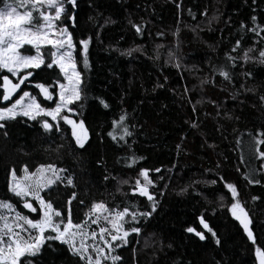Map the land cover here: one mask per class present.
Segmentation results:
<instances>
[{
	"label": "trees",
	"instance_id": "trees-1",
	"mask_svg": "<svg viewBox=\"0 0 264 264\" xmlns=\"http://www.w3.org/2000/svg\"><path fill=\"white\" fill-rule=\"evenodd\" d=\"M58 3L82 77L81 97L71 106L87 139L81 144L66 124L47 129L22 115L0 121V201L39 219V206L28 210L11 190L12 172L55 165L70 178L42 193L57 223L81 224L97 203L126 212L122 223L131 232L116 264H258L264 0ZM42 54L43 66L28 70L13 95L4 79L12 74L0 65V109L25 90L46 108L54 104L37 86L55 94L64 76L52 48ZM228 185L249 228L231 212ZM46 236L39 252L19 264H86L69 244L50 238L53 232Z\"/></svg>",
	"mask_w": 264,
	"mask_h": 264
},
{
	"label": "rangeland",
	"instance_id": "rangeland-1",
	"mask_svg": "<svg viewBox=\"0 0 264 264\" xmlns=\"http://www.w3.org/2000/svg\"><path fill=\"white\" fill-rule=\"evenodd\" d=\"M62 10L58 0H0V65L12 74L13 79H10L15 84V88L12 84L8 87L10 81H6L9 94L13 95L19 89L16 83L26 81L28 70L43 66L42 52L47 46L53 50V64L64 76L63 82H57L52 97L55 101L50 108L44 107L32 90H25L12 105L0 109V121L22 115L34 121L41 119L43 125L48 121L51 128L66 124L82 144L87 135L71 106L81 97L82 77L72 36L59 20ZM35 11L41 19L38 23L34 22ZM26 46L31 52L24 50ZM60 179L70 180L65 170L55 165H43L33 172L25 170L21 175L12 172L11 190L24 199L28 210L34 211L36 203L41 216L33 219L20 213L12 203L0 201V264H19L23 256L37 254L47 239V231L53 232L54 236L50 238L69 244L86 264H116L119 261L118 246L126 242L131 232L126 231L122 223L126 212L110 210L97 203L85 222H68L62 226L55 221L58 212L42 195ZM228 188L234 196L233 216L249 228L250 218L235 187L228 185ZM257 259L258 264H264V253L260 249Z\"/></svg>",
	"mask_w": 264,
	"mask_h": 264
},
{
	"label": "water",
	"instance_id": "water-1",
	"mask_svg": "<svg viewBox=\"0 0 264 264\" xmlns=\"http://www.w3.org/2000/svg\"><path fill=\"white\" fill-rule=\"evenodd\" d=\"M4 79H8L10 81V84L15 85L14 83H12L11 79L8 76H5ZM21 83H22V81L19 82V83H17L16 86H18ZM5 86H6V84H5ZM37 90H38V93H39V95L41 96V98L43 100H45V101H54L55 100V98H53V100H52L53 92L46 85L39 84L37 86ZM44 126L47 129H50L51 128V124L48 121L47 122H44ZM79 137H80V134H79ZM252 240H254V239H252Z\"/></svg>",
	"mask_w": 264,
	"mask_h": 264
},
{
	"label": "flooded vegetation",
	"instance_id": "flooded-vegetation-1",
	"mask_svg": "<svg viewBox=\"0 0 264 264\" xmlns=\"http://www.w3.org/2000/svg\"><path fill=\"white\" fill-rule=\"evenodd\" d=\"M15 83H16V82H15ZM16 84H17V83H16ZM10 86H11V84L9 83V84H8V87H10ZM11 87L15 88L13 85H12Z\"/></svg>",
	"mask_w": 264,
	"mask_h": 264
}]
</instances>
